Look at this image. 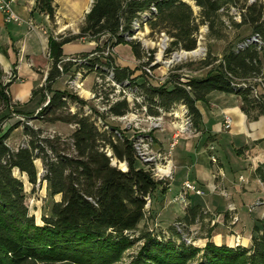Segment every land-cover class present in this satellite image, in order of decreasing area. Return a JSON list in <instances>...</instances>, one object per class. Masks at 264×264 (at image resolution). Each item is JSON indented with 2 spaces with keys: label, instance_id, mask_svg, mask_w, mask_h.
<instances>
[{
  "label": "trees",
  "instance_id": "1",
  "mask_svg": "<svg viewBox=\"0 0 264 264\" xmlns=\"http://www.w3.org/2000/svg\"><path fill=\"white\" fill-rule=\"evenodd\" d=\"M191 1L199 8L201 22L214 35L217 23H224L220 10L235 0ZM36 6L54 19L53 0H36ZM240 11V24L250 27L251 36L238 48L228 46L218 63L210 55L203 62L211 66L206 75L187 79L171 75L164 84H155L148 78L134 79L133 71L116 65L111 56L105 62L92 55L99 48L81 53L86 58L81 64L64 61L63 45L77 38L109 34L108 44H129L139 60L143 57L140 42L128 40L126 35H133L136 21L150 16L155 18L150 19L152 26L164 20L178 30L173 44L182 42L185 48L194 49L196 40L190 36L198 30V25H192V6L185 0H94L78 34L49 38L51 69L45 85L34 91V95L41 91L44 100L47 91L49 99L37 117L49 123L73 124L74 130L68 137H40L41 129L25 126L28 142L17 149L7 144L10 131H0V264H114L132 246L131 237L146 218L148 198L151 205L156 192L160 190L164 194L169 187L168 183L157 180L150 168L137 165L139 159L132 135H126L117 126H99L97 117L104 115L95 110L87 113L90 101L70 90L52 89L69 68L75 66L86 69L88 74L97 71L105 75L109 66L114 65V80L119 83L129 80L126 86L135 96H141L148 114L171 112L184 104L198 130L202 114L197 102L206 100L212 91L240 96L249 118L264 116V3L259 0L247 3ZM250 79L259 81L251 83ZM0 98L6 104L11 102L5 89L0 90ZM129 111L130 103L124 98L112 103L108 114L121 116ZM36 159L43 162L42 180L47 181L50 194L62 196L60 201L52 203L49 214L43 216V224L30 215L24 182L13 174L18 169L27 174L31 183H36ZM114 159L124 163L126 169L114 164ZM255 174L264 181V163ZM210 216L200 204L187 205L182 217L162 228L169 237L157 238L154 232L143 231L144 245L131 264H186L201 251L203 255L197 264H264V232L254 235L249 247L218 245L209 239L201 249L186 242L182 232L189 234L198 224L203 230ZM211 230L208 229V238Z\"/></svg>",
  "mask_w": 264,
  "mask_h": 264
},
{
  "label": "crops",
  "instance_id": "2",
  "mask_svg": "<svg viewBox=\"0 0 264 264\" xmlns=\"http://www.w3.org/2000/svg\"><path fill=\"white\" fill-rule=\"evenodd\" d=\"M93 2L53 0L55 17L52 19L37 8L36 0H14L12 8L21 22H6L0 9V90H7L11 98L9 104L0 98L1 112L24 111V104L31 98L35 99L32 110L42 107L43 93L39 91L34 95V91L45 85L51 69L49 38L78 34ZM100 45L101 41L92 38H77L63 45V59L90 52ZM120 45L115 47L116 64L133 67L136 57L132 48L127 57H122L117 52ZM71 70L63 72L52 88H58V81L65 83ZM94 78V73H90L85 79L90 90ZM142 79L143 76H139L137 80ZM17 81L21 82L19 89H16ZM197 107L202 114L201 126L199 130L182 134L172 151L174 175L162 199L159 197L162 203L157 220L160 225L169 226L184 215L187 205L173 199L183 182L191 180L204 189L205 194L190 192L188 205L200 204L211 215L200 231V235H208V229L212 228L210 238L203 236V245L210 239L218 245L234 246L235 239L239 238L240 245L249 247L253 236L264 232V181L255 174L264 163V116L249 118L240 96L222 91H212L206 100L197 102ZM226 115L232 119L230 128L225 127ZM164 121V129L154 130L152 137L156 149L168 151L181 117L166 112ZM212 155L217 157V163L211 161ZM172 188L175 194L170 198L168 194ZM193 195L204 198L195 199ZM195 227L201 228L199 224Z\"/></svg>",
  "mask_w": 264,
  "mask_h": 264
},
{
  "label": "rangeland",
  "instance_id": "3",
  "mask_svg": "<svg viewBox=\"0 0 264 264\" xmlns=\"http://www.w3.org/2000/svg\"><path fill=\"white\" fill-rule=\"evenodd\" d=\"M255 1L257 0H235L224 5V7L220 10L224 23H217L214 35L210 34L209 26L201 22L199 8L197 5L191 0L190 2L187 1V3L192 6V25H198V30L194 31L190 36L196 40V48L190 50L185 48L183 46L184 43L182 42L173 44V42L176 41V36L174 35L178 33V30L171 26L168 21L159 20L157 24L152 26L150 21L154 20L155 18L151 20L142 19V21L135 25L133 29V35L130 39L139 41L143 52V57L141 59L138 60L136 58L137 66H135L136 64H133L134 66L130 67V69L133 71V74H135L133 78L138 79L139 76H143V79L148 78L155 84H164L167 83L171 75H181V77L184 79L202 77L206 75L211 69V66H205L203 62L207 60L210 55L218 59L215 62L218 63L223 52L228 46L238 48L245 38L251 36L250 27L246 24H240L242 21L240 10L245 6V4ZM259 1L264 3V0ZM86 38L89 39L91 37L88 36ZM92 39L101 41L102 43L104 41L103 45L95 48H99V51L105 50L106 45L108 44L107 42L111 41L109 35L107 34L92 37ZM130 47L131 46L129 44L122 43L118 47L117 52L122 57H127L130 54ZM181 54L185 55L177 60L176 56ZM109 56H111L115 61V49ZM143 65H151L152 73L146 74V72L143 70ZM68 76L69 74L65 78V83H60L58 81V88L52 89L69 90V87L66 84ZM257 80L259 81V79H250L249 81L251 83H255ZM20 84L21 82L17 81L16 89H19ZM94 85H96L95 78ZM110 87L113 86H108L106 89L102 87L100 88L102 89V94H105V97H107V95L113 90L110 89ZM100 89L97 88L98 92ZM91 90L88 86H86L84 81V87L82 91L83 97L91 100L88 105L92 108V110L104 115L103 122L106 125L108 124L110 126H117L128 136L135 135V133H137L138 129L133 127H130V129L127 128L124 122L113 118L108 114L107 110H103L104 100H92ZM34 100L31 98L30 101L24 104V111L9 109L7 112H1L2 110L0 108V131H2V133L10 131L7 144L12 149H17L21 145L28 142L27 140L29 138L28 135L25 134V126H30L34 130L41 129L42 132L39 133L40 137L51 135L68 137L74 130L73 124H67L63 122L49 123L42 121V119L37 117V113L41 108L38 110H32V108H34ZM45 101L46 100L43 99L42 106ZM29 109L32 111H29ZM5 113L7 114L5 115ZM143 125L146 126V123L143 122ZM153 131L154 129L150 131L151 135ZM113 161H115V159ZM35 164L38 170V180L36 183H31L27 174L21 173L18 169H14L13 174L24 182L25 202L29 208L30 215H34L35 221L38 224H43V216L49 214L52 203L54 201H60L62 196L60 194L52 196L48 190L47 181L42 180L44 173V165L42 160L36 159ZM116 164L118 167L126 169V165L124 167L122 166L124 163L116 162ZM137 165L140 167H145V164L140 160H138ZM174 194L175 188H172L168 195L170 198H172ZM162 195L163 194L160 190L156 192V195L154 198H152V204L147 208L145 220L140 223V228L131 237L133 238L132 246L125 250L120 260L114 264L132 263L133 258L139 251L140 247L144 245L145 239L141 238V233L143 231H152L154 232L153 234H156L154 236L157 238L160 236L169 237V235L164 234V230H162V228H167L169 226L160 225L161 222L157 220L158 211L162 203V201L159 200V197L162 199ZM192 197L195 199L204 198V196L197 195H193ZM179 209H182V205L179 206ZM175 222L176 220L174 223ZM191 231L192 232L187 234V236H189V238H193L192 244L203 249L206 244L203 245L205 240L202 238L206 235H200V231H202L201 228L199 229L195 226L191 228ZM158 233H161L162 235H157ZM202 255L203 252L201 251L196 256L191 258L186 264H197Z\"/></svg>",
  "mask_w": 264,
  "mask_h": 264
},
{
  "label": "built area",
  "instance_id": "4",
  "mask_svg": "<svg viewBox=\"0 0 264 264\" xmlns=\"http://www.w3.org/2000/svg\"><path fill=\"white\" fill-rule=\"evenodd\" d=\"M14 0H0V9L4 13V18L6 22H21V17L13 10L12 3ZM150 20V16H146L143 18V20ZM140 21H136L135 25L138 24ZM134 25V27H135ZM109 35V34H107ZM110 37V35H109ZM127 39L130 40L131 36L126 35ZM257 40V38H255ZM104 44V41L102 45ZM115 46H111L110 44L106 45L105 50L102 51H95L96 49H93L90 52H93L92 55L100 57L103 61H107L109 55L112 54V51H114ZM64 61H71L74 64L78 65L81 64L83 61L86 60V58L81 56V53L70 55L69 57L63 59ZM152 64V63H151ZM59 68L62 70V64L60 63ZM98 67V66H97ZM96 67V68H97ZM143 70L146 72V74H151V65H143ZM114 65L109 66L107 69V73L105 75H101L97 71H92L91 73L95 74V80H96V87L97 88H107L108 86L110 89H113L107 97H105V94H102V89L98 90H91L92 93V100H104V109L109 111V108L112 103L119 99L126 98L131 107V111L128 113L116 116L111 115L113 118L118 119L121 122H124L127 126V128L130 129V127H133L137 130V133L135 135H132V138H134V147L137 153L138 159L145 164L148 168L151 169L154 177L159 180L163 181L164 183H168L170 186V181L173 179L174 175V165L172 163V151L174 147L178 144L179 139L182 134L195 131V127L192 121L191 116L189 115L188 108L184 104H180L175 110H172V114L175 116L181 117V122L177 126L173 139L170 143V149L168 151H162L160 149H156L154 147V140L150 133L151 130H157V129H164V111L161 110V113L159 115H151L147 113V106L142 104V98L141 96H135L134 91L129 89L126 84L129 83V80H125L123 83H119L116 80H114ZM90 74V73H89ZM86 69L83 68H75V66L72 68L71 72L69 73V76L67 78L66 84L69 87V90L76 93L79 97L84 98L88 101H91L85 97H83L82 91L84 87V81L89 75ZM105 84V85H104ZM8 93V91L6 90ZM255 94L257 95V90H255ZM47 100L45 103L48 102L49 99V93L46 91ZM138 104L139 106L135 105ZM86 112L87 113H93L92 108L87 105L86 106ZM143 122L146 123V126L143 125ZM225 127L230 128L232 125V119L229 116H225ZM97 124L99 126H105L106 124L103 122V118L101 116L97 117ZM107 127V126H106ZM211 161L213 163H217L218 159L216 156H211ZM123 169V168H122ZM125 170V169H123ZM190 192H194L197 195H204L205 190L199 187L195 182L191 180H185L182 184V188L180 192L174 197V201L188 205V196ZM150 198H148V204L147 207L150 205ZM233 221L237 220L236 215H233ZM179 230H181V227H178ZM166 235H169L167 231L163 232ZM184 235V238L186 242L193 243L192 237L189 238L187 236V233L182 232ZM235 245L240 244L239 238L235 239Z\"/></svg>",
  "mask_w": 264,
  "mask_h": 264
},
{
  "label": "bare ground",
  "instance_id": "5",
  "mask_svg": "<svg viewBox=\"0 0 264 264\" xmlns=\"http://www.w3.org/2000/svg\"><path fill=\"white\" fill-rule=\"evenodd\" d=\"M186 1H189L190 2V0H186ZM154 13V12H153ZM185 54H181V55H178V56H176V59L178 60V59H180L182 56H184ZM122 166L124 167L125 166V164H122Z\"/></svg>",
  "mask_w": 264,
  "mask_h": 264
},
{
  "label": "water",
  "instance_id": "6",
  "mask_svg": "<svg viewBox=\"0 0 264 264\" xmlns=\"http://www.w3.org/2000/svg\"><path fill=\"white\" fill-rule=\"evenodd\" d=\"M114 164H116V161H113Z\"/></svg>",
  "mask_w": 264,
  "mask_h": 264
}]
</instances>
